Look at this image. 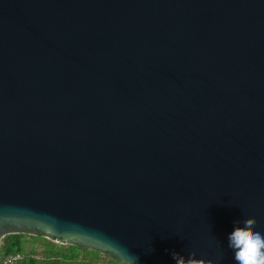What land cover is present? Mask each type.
<instances>
[{"label": "water", "instance_id": "95a60500", "mask_svg": "<svg viewBox=\"0 0 264 264\" xmlns=\"http://www.w3.org/2000/svg\"><path fill=\"white\" fill-rule=\"evenodd\" d=\"M251 218L264 0H0V243L237 264Z\"/></svg>", "mask_w": 264, "mask_h": 264}, {"label": "trees", "instance_id": "16d2710c", "mask_svg": "<svg viewBox=\"0 0 264 264\" xmlns=\"http://www.w3.org/2000/svg\"><path fill=\"white\" fill-rule=\"evenodd\" d=\"M23 234L6 236L0 243V254L24 252L26 258L17 264H121L108 255L72 245L46 240L41 252L26 253L20 249Z\"/></svg>", "mask_w": 264, "mask_h": 264}, {"label": "clouds", "instance_id": "9594fccd", "mask_svg": "<svg viewBox=\"0 0 264 264\" xmlns=\"http://www.w3.org/2000/svg\"><path fill=\"white\" fill-rule=\"evenodd\" d=\"M236 224H239V221ZM256 224L255 218L247 219L243 227L236 226L228 237L229 247L234 252L237 264H264V235L254 230ZM172 257L176 264H216V261L212 259H196L195 253L185 258L173 252Z\"/></svg>", "mask_w": 264, "mask_h": 264}, {"label": "rangeland", "instance_id": "374dc122", "mask_svg": "<svg viewBox=\"0 0 264 264\" xmlns=\"http://www.w3.org/2000/svg\"><path fill=\"white\" fill-rule=\"evenodd\" d=\"M46 240L52 241L47 238L43 237H36V236H30L26 235L21 241V245L19 246L20 249L25 251L26 253H33V252H41L43 251V248H45V244H47ZM54 242V241H52ZM58 243V242H56ZM61 244V243H60Z\"/></svg>", "mask_w": 264, "mask_h": 264}, {"label": "built area", "instance_id": "2783aa9c", "mask_svg": "<svg viewBox=\"0 0 264 264\" xmlns=\"http://www.w3.org/2000/svg\"><path fill=\"white\" fill-rule=\"evenodd\" d=\"M26 258L24 252L0 254V264H17Z\"/></svg>", "mask_w": 264, "mask_h": 264}]
</instances>
